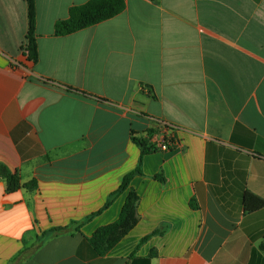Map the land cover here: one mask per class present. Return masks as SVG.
<instances>
[{
	"label": "crops",
	"instance_id": "obj_1",
	"mask_svg": "<svg viewBox=\"0 0 264 264\" xmlns=\"http://www.w3.org/2000/svg\"><path fill=\"white\" fill-rule=\"evenodd\" d=\"M87 1L36 0L34 62L28 1L0 0V165L21 179L11 189L0 174V264H264V207H243L246 190L264 198V0H125L56 35ZM156 121L175 128L174 146L147 153L79 231L41 244L103 208ZM129 196L101 255L90 237Z\"/></svg>",
	"mask_w": 264,
	"mask_h": 264
},
{
	"label": "trees",
	"instance_id": "obj_2",
	"mask_svg": "<svg viewBox=\"0 0 264 264\" xmlns=\"http://www.w3.org/2000/svg\"><path fill=\"white\" fill-rule=\"evenodd\" d=\"M28 1V19L29 29L26 41V50L30 60L37 62L39 60V48L37 43L36 34V0ZM126 8L125 0H88L86 3L74 5L69 11V16L65 19L57 21L55 25L56 35H67L83 28L92 26L106 19L116 16ZM152 134L153 132L150 131ZM135 141L141 148V155L139 159V165L136 169L126 174L119 187L112 191L103 208L94 212L82 220H73L69 224L64 226H55L45 230L41 235V244H43L48 238L67 233L71 231H79L82 225L91 220L92 217L102 212L104 209L112 205L115 200L126 191L130 185L131 179L137 173H142L141 165L144 156L156 150V147L151 144L147 139L135 138ZM0 174L8 181L9 188L16 189L21 186V179L16 172H13L8 166L0 165ZM162 181H165L164 171L157 175ZM25 187L34 188L36 186L35 181H30L24 185ZM243 207L245 212H253L264 207V198L257 194L246 190L243 195ZM133 210V198L129 196L124 204L121 215L115 222L98 228L94 234L90 237L92 245L95 247L99 254H105L111 248L113 239L111 236L115 231L122 227L126 219L130 216ZM150 236H146L140 240L136 250L140 247V244L149 239ZM264 247V246H263Z\"/></svg>",
	"mask_w": 264,
	"mask_h": 264
},
{
	"label": "built area",
	"instance_id": "obj_3",
	"mask_svg": "<svg viewBox=\"0 0 264 264\" xmlns=\"http://www.w3.org/2000/svg\"><path fill=\"white\" fill-rule=\"evenodd\" d=\"M156 125L157 132L155 134L148 133V139L157 149L169 150L174 146L175 128L162 121H156Z\"/></svg>",
	"mask_w": 264,
	"mask_h": 264
}]
</instances>
